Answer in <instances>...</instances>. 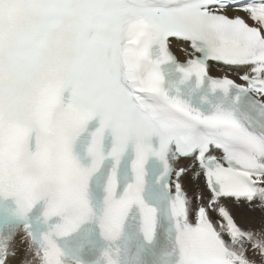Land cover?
Returning a JSON list of instances; mask_svg holds the SVG:
<instances>
[{
  "label": "bare ground",
  "instance_id": "bare-ground-1",
  "mask_svg": "<svg viewBox=\"0 0 264 264\" xmlns=\"http://www.w3.org/2000/svg\"><path fill=\"white\" fill-rule=\"evenodd\" d=\"M184 181L189 192L202 187L200 180H191L189 174ZM200 204L208 208L235 264H264V178L257 180L253 197L216 198L202 192ZM29 255L28 248L21 246L6 264H24Z\"/></svg>",
  "mask_w": 264,
  "mask_h": 264
}]
</instances>
